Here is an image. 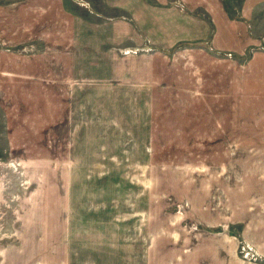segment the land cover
<instances>
[{"label": "rangeland", "instance_id": "1", "mask_svg": "<svg viewBox=\"0 0 264 264\" xmlns=\"http://www.w3.org/2000/svg\"><path fill=\"white\" fill-rule=\"evenodd\" d=\"M40 1L0 0V264H264V0Z\"/></svg>", "mask_w": 264, "mask_h": 264}, {"label": "crops", "instance_id": "2", "mask_svg": "<svg viewBox=\"0 0 264 264\" xmlns=\"http://www.w3.org/2000/svg\"><path fill=\"white\" fill-rule=\"evenodd\" d=\"M107 1V4H109V5H111V6H114L113 4L114 3H116L115 1H113V0H106ZM123 0H121V2H122ZM190 2H191V4H194V2L196 1V0H189ZM197 1H202V0H197ZM213 1V0H212ZM37 2L39 3L38 5H40L41 7V9H42V7L43 6H46V4H44V3H41V1L40 0H37ZM149 2H151V3H153L151 0L149 1ZM123 3V2H122ZM27 6H29V5H27ZM203 6H205L204 8L207 10V11H211V9H213V8H216V7H218L217 5H216V3H214V1H213V3H209V5H205V4H203ZM115 7H118V6H115ZM207 7V8H206ZM121 8H124V7H121ZM25 9V8H24ZM117 10H120V9H116V11ZM154 10L155 9H150V13H149V17H148V14H146V12H138V14H137V18H135V20H136V23H137V25H138V27H136V30L134 29V28H130V32L132 33V34H134V33H136L137 35H138V37H139V33L141 32V31H139V29L141 28V24L140 23H144V24H146V18H148V19H152V18H154L157 14H158V12H154ZM46 12H48V11H46ZM45 12V13H46ZM252 11H250L249 12V14H248V18H250V16L252 15ZM214 17L216 18V12H214ZM128 16H130V15H128ZM220 16H224V14L223 13H220ZM260 16H262V13H258V15L256 16L255 14H254V16H253V21H256V19H257V17H260ZM225 17V16H224ZM178 18V17H177ZM133 19V18H132ZM179 19V18H178ZM188 21H190V25L192 24V22H194V18H191V17H189L188 18ZM180 22V21H179ZM147 25V24H146ZM177 27H178V25H177ZM188 28H191L190 26L188 27ZM143 29V28H142ZM228 30V29H227ZM186 32V31H185ZM191 32V31H190ZM264 32V31H263ZM233 38H234V40L236 39V36H233ZM183 40V39H182ZM186 40V39H185ZM241 48V47H240ZM94 102L95 103H97V104H102V105H104L105 104V101L103 100V99H101L100 97H98L97 99H95L94 100ZM75 104V103H74ZM76 109L74 108V111H75ZM90 136H91V134H89ZM94 163V162H93ZM84 166H86V165H84ZM143 169H146L145 167H142ZM147 179V178H146ZM75 184H77V180H76V178H75ZM84 199V198H83Z\"/></svg>", "mask_w": 264, "mask_h": 264}]
</instances>
